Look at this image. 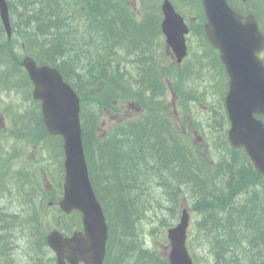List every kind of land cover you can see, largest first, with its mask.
Returning <instances> with one entry per match:
<instances>
[{
    "label": "trees",
    "instance_id": "trees-1",
    "mask_svg": "<svg viewBox=\"0 0 264 264\" xmlns=\"http://www.w3.org/2000/svg\"><path fill=\"white\" fill-rule=\"evenodd\" d=\"M15 2L20 1L22 6L28 10V12L31 14L37 15L34 17H30L28 14V20L21 24V27L24 29V31L28 34L29 38L21 43L24 47H26L29 50L34 51V53L37 55L39 59H44L48 62L58 63L61 68L68 64L69 60H60L59 57H62L63 49L61 48V44L58 43L54 37H52V34L49 32L50 29H54L55 34H60V31L62 28H56L59 24L55 22V20H49V18L42 17V16H49L47 12H43L42 9H39V7H45L46 4L42 2V0H14ZM41 20V23L38 25L37 28H32L31 24L35 21ZM135 36L140 38V35H142L141 32H134ZM138 38H136V41H138L139 45H145V40L140 41ZM142 38V36H141ZM12 47L18 46L17 43H13L11 45ZM12 57V50L4 44V46L0 47V62H4L11 59ZM12 61H9V63ZM18 70L17 66L13 65L11 68H9L5 74L2 76V82L6 85L10 84L15 77L17 76ZM152 130H156V125L154 123L153 119H149L148 122L145 123L143 128L138 127H132L133 133H135L138 138L144 139L149 132ZM129 134V133H127ZM130 135V134H129ZM122 139L120 141L119 145L117 143H109L110 147L108 150L104 149L103 147H98L97 152V159L99 160L98 163H101L102 166H100L101 172H99V168L96 167L95 161L93 160V169L94 174L96 176L97 184H95L96 187L99 188V191L106 197L105 199H108L110 202V205L113 209L118 212V216L115 218V221L118 223L115 225L114 229L117 231L123 227L119 221V219L122 222H126L127 220V212H129L132 208V206H136V196L139 194L142 190H145L144 187L142 189L136 187L139 185H146L149 183L155 176H158V172L154 169V167H151L149 171H144L141 166L140 170H136L137 165L133 164V166L130 164V158L129 155H133L132 150L129 148L127 143H125ZM124 146L125 152H121L119 150H116L117 148L120 149L119 146ZM113 150L117 153L120 158L123 159V165L122 163L112 167L110 164V156L112 155ZM94 156L93 151L91 152ZM108 155H107V154ZM171 161H168V163L174 167L177 165H182V156L177 151V148L175 145L170 148V154L169 157ZM127 166V167H126ZM99 170V171H98ZM164 172H171L172 168L164 169ZM100 173V175H99ZM188 175H193V172L190 171ZM225 176H230V173H226ZM195 181V180H194ZM186 185H197L200 189V192L204 194L205 198H209L208 190L210 188V184L201 180L195 181L193 183V179L188 178L185 181ZM241 187V186H240ZM239 187V188H240ZM193 191L196 192L195 187ZM234 207L231 204H228L226 207L225 212L227 213V217L230 221L229 225L227 227H223L222 225H218V229H222L223 236L227 237L228 239H223L221 242H216L214 245H207L204 244L203 247H210V250L208 254L214 258V262L216 264H234L235 260L239 257V248L241 246V243L245 239V237L248 235L247 229L244 228V224L248 221L253 222L252 220H246L245 214L243 213V216L237 218L236 215H233ZM237 213V212H236ZM253 218V217H252ZM244 219V220H243ZM126 226V224H124ZM125 229V228H124ZM252 232H256L254 229H250ZM127 240L128 238H124ZM257 239V237H256ZM225 241V243H224ZM261 246H264V241L260 242ZM119 246L113 247V254H114V260L113 262L115 264H120L119 262H123L125 264H153L152 262H146L144 259V254H141L137 251V249L133 247H129V249H126L122 254L118 252ZM212 249V251H211ZM218 249V255H215V250ZM214 255V256H213ZM231 258V259H230Z\"/></svg>",
    "mask_w": 264,
    "mask_h": 264
},
{
    "label": "water",
    "instance_id": "water-1",
    "mask_svg": "<svg viewBox=\"0 0 264 264\" xmlns=\"http://www.w3.org/2000/svg\"><path fill=\"white\" fill-rule=\"evenodd\" d=\"M34 94L37 95V98H40L43 102V115L48 122L47 124L49 130L52 133H62L65 138V148L67 154L65 167L67 170L68 181L73 183L75 188H77L76 190L79 189L81 192L84 191L86 171L83 163H81V157L79 153H77L76 148L78 133L76 131L75 112H72L69 106L58 108L54 100L48 99V96H44L42 93L35 91ZM94 218V215H92L90 225Z\"/></svg>",
    "mask_w": 264,
    "mask_h": 264
},
{
    "label": "rangeland",
    "instance_id": "rangeland-1",
    "mask_svg": "<svg viewBox=\"0 0 264 264\" xmlns=\"http://www.w3.org/2000/svg\"><path fill=\"white\" fill-rule=\"evenodd\" d=\"M61 4H62V8L63 9H59V10H55V15L59 12V11H61L62 13H60L59 15H58V23H59V25H58V27H56V28H62V30L60 31V34L58 35V34H55V32H54V29H50L51 30V34H52V36L55 38V40L58 42V43H67V44H70L71 43V39H70V36H68L69 34H71L72 33V31L68 28V26L70 25V22H72L70 19H68V15H67V9L65 8V3L64 2H61ZM137 8V6L136 5H134V4H131V9L132 10H135ZM39 9H42V11L43 12H47V13H49V14H52L53 15V17H54V14H53V12H51V11H49V9L45 6V7H39ZM29 15H30V17H34V16H37V15H35V14H33V12H31V14L29 13ZM42 17H46V18H50L49 16H47V15H45V16H42ZM35 24H40L41 23V20H39L38 19V21H35L34 22ZM75 35V34H74ZM77 46H78V48H79V51L77 52V54H81L82 52H86V50H84V51H80L81 49H80V46L82 45L80 42H78L77 41ZM16 46H14L13 48H15ZM105 53V52H104ZM116 84H119V82L117 81V79H116V82L114 83V84H111V87H114ZM16 101L17 100H14V103H16ZM125 106L127 107V104H125ZM90 108L91 109H93V110H95L96 108H95V106H90ZM28 122L31 124V120H28ZM25 123L26 122H23V124L21 125V127H24V130H23V132H22V134L24 135L25 133H26V128H25ZM109 124H110V120L107 118V117H101V119H100V130L101 131H105L106 129H107V127L109 126ZM21 131V130H20ZM16 133H18V134H20L21 135V133H19V130H17V132ZM55 143H57L56 141H55ZM2 145H3V149L5 150V152H12V149H11V147L8 149V145L9 144H6V143H2ZM55 151H56V153H58V146H56V148H55ZM11 153H7V154H4V157H5V159H7L8 158V156L10 155ZM107 154V153H106ZM108 155V154H107ZM99 162V160H96L95 161V164L97 165V167L99 168V172H101V169H100V165H101V163H98ZM21 167H22V170H23V174H26L27 176H30V173H31V168H29L28 166H26V165H21ZM46 167L47 168H51V166H49V165H46ZM99 175H100V173H99ZM55 176V175H54ZM53 176V177H54ZM27 180H28V182L30 181V177H27ZM241 180H243L242 182H241V187L239 188V190H238V193H241L242 191H246V189L248 188L247 186H248V183H246V182H244V179L242 178ZM54 183V182H53ZM254 192H256V190L254 191ZM259 197V196H258ZM260 198V201L262 200V198L261 197H259ZM260 201L258 202V203H260ZM228 206V205H227ZM254 209H256V206H254ZM191 217H192V219L194 220L195 219V215L192 213L191 214ZM204 219H207V217H208V214H204ZM168 219V218H167ZM263 224V223H262ZM253 227H257L256 226V224L253 226ZM156 232L158 233V235H160V231L158 230V229H156ZM249 244H251L252 246H253V251H256V256L257 257H259L260 259H262V260H264V246H261L260 245V242H259V240L258 239H254V241H253V243H243V248H246L247 250H249L248 249V245ZM158 248H157V250L158 251H162L164 248H162V247H159V246H157ZM203 247V246H202ZM26 250H30V249H26ZM203 250L204 251H206L207 253L209 252V250H210V247L209 246H207V247H203ZM211 251H212V249H211ZM250 251V250H249ZM202 256H204V261H201V263L202 264H207V262H208V260H209V258H208V256H206V255H202ZM214 256V255H213ZM210 257H212V256H210ZM239 257H243L245 260H247V259H249L250 258V256L249 255H247V254H245V253H242V251L241 252H239ZM23 259H25V258H23ZM213 262H214V258H213ZM24 262H22L21 264H23ZM30 264H31V262H30Z\"/></svg>",
    "mask_w": 264,
    "mask_h": 264
},
{
    "label": "bare ground",
    "instance_id": "bare-ground-1",
    "mask_svg": "<svg viewBox=\"0 0 264 264\" xmlns=\"http://www.w3.org/2000/svg\"><path fill=\"white\" fill-rule=\"evenodd\" d=\"M31 121H32L31 125L39 133L42 134L39 123L35 120H31ZM22 124H23V122H20L19 124H17L14 127V131L17 132V130H19V133H21V135H23L22 132L24 130V127H21ZM4 143L8 144L7 142H4ZM9 148H10V146L8 145V149ZM7 153H11V152H5V150L3 149V145L1 144L0 145V154H1L3 159H5L4 154H7ZM95 166L97 167V165H95ZM100 166H102V165H100ZM8 172L12 175V183L10 186L11 192L18 191L17 193H19L20 192L19 190H21L22 188L26 187L29 184L27 177H30V176H27L26 174H23V173H17V175H15L14 172H10V171H8ZM18 174L20 176H18ZM225 175H226V173L224 174V176ZM232 176H233V174H231V177ZM231 177L229 176V178H231ZM241 181H243V180H241ZM246 191H247V189H246ZM229 202H233V200H230ZM1 224L2 225H10V228L7 230L9 235L18 234L20 237H22V241L18 244L17 248L15 249V252H16L15 258H17V261L19 260L18 264H21L22 262H24L23 264H30V259L26 255L22 254V252H20V247L24 244H26L25 249H30V250H32L34 248V246L36 245L35 240L32 239L33 232H32V229H31L29 222L21 219L20 216H10V217H7L6 219H4ZM23 258H25V259H23Z\"/></svg>",
    "mask_w": 264,
    "mask_h": 264
},
{
    "label": "flooded vegetation",
    "instance_id": "flooded-vegetation-1",
    "mask_svg": "<svg viewBox=\"0 0 264 264\" xmlns=\"http://www.w3.org/2000/svg\"><path fill=\"white\" fill-rule=\"evenodd\" d=\"M1 226H4V225L1 224ZM7 233H8V232H7ZM16 235H18V234H16ZM21 241H22V237L19 238V243H20ZM19 243H18V244H19ZM18 244H17L15 247H13V246H11V245H7L6 247H8V248H14V250H15V249L17 248ZM18 263H19V260L17 261V258H15L12 264H18Z\"/></svg>",
    "mask_w": 264,
    "mask_h": 264
}]
</instances>
